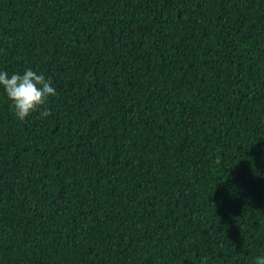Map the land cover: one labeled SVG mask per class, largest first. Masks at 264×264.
<instances>
[{"label":"trees","instance_id":"1","mask_svg":"<svg viewBox=\"0 0 264 264\" xmlns=\"http://www.w3.org/2000/svg\"><path fill=\"white\" fill-rule=\"evenodd\" d=\"M0 264L264 255V0H0Z\"/></svg>","mask_w":264,"mask_h":264},{"label":"clouds","instance_id":"2","mask_svg":"<svg viewBox=\"0 0 264 264\" xmlns=\"http://www.w3.org/2000/svg\"><path fill=\"white\" fill-rule=\"evenodd\" d=\"M0 87L4 89L19 120L25 121L35 112H39L41 117L51 115L47 103L57 92L51 79L42 72L27 69L22 74H9L0 71ZM253 264H264V255L256 257Z\"/></svg>","mask_w":264,"mask_h":264}]
</instances>
